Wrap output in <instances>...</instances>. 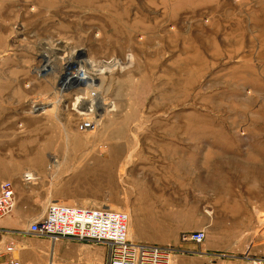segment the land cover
<instances>
[{
    "label": "rangeland",
    "instance_id": "374dc122",
    "mask_svg": "<svg viewBox=\"0 0 264 264\" xmlns=\"http://www.w3.org/2000/svg\"><path fill=\"white\" fill-rule=\"evenodd\" d=\"M5 181L15 207L0 223L52 202L106 207L132 242L258 256L264 0H0ZM13 230L0 243L22 264L51 250Z\"/></svg>",
    "mask_w": 264,
    "mask_h": 264
},
{
    "label": "built area",
    "instance_id": "2783aa9c",
    "mask_svg": "<svg viewBox=\"0 0 264 264\" xmlns=\"http://www.w3.org/2000/svg\"><path fill=\"white\" fill-rule=\"evenodd\" d=\"M92 122L83 120L78 129L90 130ZM23 181H33L31 173H25ZM15 207L13 186L10 182L0 184V219L10 214ZM30 234L48 238L52 242L70 239L77 242H93L106 246V264H169L173 249L154 244L132 242L128 239V217L125 213L112 211L106 207L91 208L69 206L59 202L48 204L42 215L28 226ZM205 233L198 230L187 240L200 244ZM16 247L13 243H0V264H22L14 257ZM247 264H264L262 255L245 253Z\"/></svg>",
    "mask_w": 264,
    "mask_h": 264
},
{
    "label": "crops",
    "instance_id": "0c3cea01",
    "mask_svg": "<svg viewBox=\"0 0 264 264\" xmlns=\"http://www.w3.org/2000/svg\"><path fill=\"white\" fill-rule=\"evenodd\" d=\"M26 212V216L23 217L21 222H14L13 220H10V222L0 223V242L5 241V237L3 235L4 233L7 234L5 231H14L13 228L22 230L28 229L31 220L29 211L27 210ZM39 216L40 214H38V217ZM49 242L51 244V250H49V253H43L42 249L37 250V252L45 254L44 258H37L36 260L31 261L32 264L107 263V248L102 244L93 242H77L70 239H60L54 243L51 241ZM186 249L187 248H185V244L176 248L174 251L175 253L171 254L169 264H247V262L243 260L242 257L224 255L223 253L215 254L218 252L207 250L205 247L197 248L198 250L195 251ZM263 252L264 246L257 250L258 255L262 254ZM24 264L29 263L24 261Z\"/></svg>",
    "mask_w": 264,
    "mask_h": 264
},
{
    "label": "bare ground",
    "instance_id": "6f19581e",
    "mask_svg": "<svg viewBox=\"0 0 264 264\" xmlns=\"http://www.w3.org/2000/svg\"><path fill=\"white\" fill-rule=\"evenodd\" d=\"M42 63V62H41ZM40 63V64H41ZM41 66V65H40ZM38 68V67H37ZM40 68V67H39ZM46 68H48V65H47V62L45 61V64H43V66H42V69H46ZM52 68H54V67H52ZM52 72H53V70H51ZM40 73H41V71H40ZM80 73V72H79ZM85 81H87V78L85 77V76H78V77H73L72 76V78H70V79H68L67 80V82H69V85H70V87H72L73 85H75V84H78V83H82V82H85ZM87 83V82H86ZM72 85V86H71ZM101 104V103H100ZM103 105V104H102ZM101 105V106H102ZM105 106V105H104Z\"/></svg>",
    "mask_w": 264,
    "mask_h": 264
}]
</instances>
